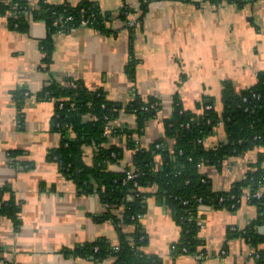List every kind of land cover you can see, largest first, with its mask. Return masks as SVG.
<instances>
[{"label": "crops", "instance_id": "obj_1", "mask_svg": "<svg viewBox=\"0 0 264 264\" xmlns=\"http://www.w3.org/2000/svg\"><path fill=\"white\" fill-rule=\"evenodd\" d=\"M27 1L38 6V0ZM44 1L78 6L85 0ZM91 1L108 15L110 31L92 26L56 31L50 62L44 61L42 47L49 36L46 20L30 15L24 31L11 23L14 9L0 12V187H10L5 197L13 195L20 204L19 224L0 215V264H111L109 258L74 257L65 249L101 239L120 243L113 220L101 219L106 206L99 194L80 193L49 158L62 137L53 129L55 99L37 98L46 86L64 83L66 77L80 80L122 105L114 124L132 129L138 120L125 106L137 98L159 101L143 132L133 133L134 144L127 134L110 138L123 150L110 168L122 171L134 167V147L148 148L162 138L171 143L165 121L176 102L197 111L200 101L214 100L221 109L224 82L241 91L264 71V0H150L133 33L121 15L140 0ZM226 140V131L218 127L205 144ZM85 149L86 161L92 162L93 148ZM256 158L257 150H250L228 158L222 167L203 165L200 170L216 190H226ZM157 189L147 188L151 194L141 218L147 238L143 250L157 257L153 264H260L257 247L245 236L264 237V211L257 205L244 199L237 209L200 206L199 245L190 253L180 248L182 228ZM123 229L132 232L134 226Z\"/></svg>", "mask_w": 264, "mask_h": 264}, {"label": "trees", "instance_id": "obj_2", "mask_svg": "<svg viewBox=\"0 0 264 264\" xmlns=\"http://www.w3.org/2000/svg\"><path fill=\"white\" fill-rule=\"evenodd\" d=\"M149 1L140 0V22L148 10ZM37 4V7H32L27 0H0V12L8 8L17 10L11 17V23L24 31L27 30L30 15L46 20L49 36L42 44L45 62H50L54 50L52 35L63 28L69 15L73 16V20L66 24V31L69 27L77 26L82 19H90L92 27L96 29L110 31L108 15L94 1L85 0L78 6L69 2L52 5L44 0H38ZM82 9H85L84 13ZM129 10L132 8L126 6L124 16L120 15L127 19ZM136 28L128 29L133 33ZM66 80L74 81V84L53 81L37 94L38 99L56 101L53 129L61 134L62 140L59 146L51 149L49 158L57 161L63 174L76 183L80 193L99 194L106 206L101 219L113 220L120 243L116 248L106 239H101L65 249V253L100 261L109 258L111 264L156 263L157 257L143 250L147 238L141 223L146 212L147 197L151 194L147 188L151 186L158 187L156 194L166 200L173 218L182 228L180 248L195 253L199 245L197 216L200 206L207 204L237 209L247 190L250 193L257 189L264 191V71L258 74L251 87L241 91H235L230 82H224L221 109L214 100L200 101L197 111L185 109L176 102L172 116L165 121L166 135L172 140L171 143L162 138L148 148L134 147V166L141 170L135 180H126L127 171L131 168L122 171L110 168L111 164L120 161L123 150L111 144L110 137L104 134L105 126L118 118L123 106L109 100L103 92L88 90L80 80L69 77ZM146 100L149 104L158 102L160 107L154 97L137 98L125 106L127 112L137 117L136 129L114 124L116 135L131 136L130 144L135 142L133 133L143 132L146 123L157 113V110L141 109ZM60 103H63L62 107ZM208 105L212 107L207 108ZM218 127L224 128L227 140L207 147L206 139ZM158 143L162 146L156 148ZM90 146L93 148L92 162H87L85 148ZM250 150H257L256 161L250 164L244 177L234 182L229 189L216 190L211 179L200 170V164L222 167L228 158ZM158 157L161 158L160 162ZM10 192V187H0V215L8 216L19 224L20 204L13 195L5 197ZM129 194L132 198H128ZM249 202L264 211V193L261 198L253 197ZM127 224L134 226L132 232L123 229V225ZM250 234L247 232L245 236L257 247L260 255L257 259L260 264H264V237L260 242Z\"/></svg>", "mask_w": 264, "mask_h": 264}, {"label": "built area", "instance_id": "obj_3", "mask_svg": "<svg viewBox=\"0 0 264 264\" xmlns=\"http://www.w3.org/2000/svg\"><path fill=\"white\" fill-rule=\"evenodd\" d=\"M130 7L132 8V10H129V12H127L128 18L125 20V27L126 28L136 27V26H138L140 24V21L138 20L140 14H141V10L139 8V4L136 5V6H132L131 5ZM24 11H25V13L28 14V12L26 11V9ZM17 12L18 11L15 10L14 11V14H16ZM81 12L84 13L85 12V9H82ZM71 20H73V16L72 15H69L67 17V21L64 24L63 28L61 29V31H66L67 30L66 24L69 21H71ZM90 22H91L90 19H82L78 23L77 26H73V27H78V26L79 27L80 26H90L91 27L92 25H91ZM73 27H69V29H72ZM67 78L68 77L65 78V82H64L65 84H74V81L69 82V81L66 80ZM143 102H145V104L142 105V108H141L142 110H144V111H151V110H153V111L157 110L158 111L159 110L158 102H153V104L147 103L148 100L143 101ZM62 106H63V103H60V107H62ZM211 107H212L211 105H208L207 106V108H211ZM220 125H222V122H220ZM115 133H116V129L114 128V122L108 123L105 126L104 134L105 135H108L111 138L113 135H115ZM161 146H162V144L161 143H158L156 145V148H159ZM201 166H203V165L200 164V167ZM140 174H141L140 168H138L137 166H134L133 168H131V169H129L127 171L126 180H135ZM263 193H264V191L262 189H257L253 193H250L249 190H247L246 194H244L243 200L246 199V200L250 201L253 197H255V198H261L263 196ZM128 198H132V195L129 194L128 195ZM117 247L118 246H116V248ZM222 253L225 254L226 253V249H222ZM256 256H257V258H259L260 255L258 253H256ZM197 257L198 258H201L202 257V254L197 255Z\"/></svg>", "mask_w": 264, "mask_h": 264}]
</instances>
